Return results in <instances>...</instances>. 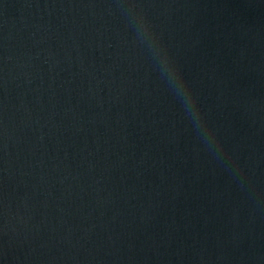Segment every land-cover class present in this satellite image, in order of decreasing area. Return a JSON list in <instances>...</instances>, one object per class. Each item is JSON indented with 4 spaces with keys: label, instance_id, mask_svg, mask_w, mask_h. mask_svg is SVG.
Segmentation results:
<instances>
[{
    "label": "water",
    "instance_id": "95a60500",
    "mask_svg": "<svg viewBox=\"0 0 264 264\" xmlns=\"http://www.w3.org/2000/svg\"><path fill=\"white\" fill-rule=\"evenodd\" d=\"M0 264H264V0H0Z\"/></svg>",
    "mask_w": 264,
    "mask_h": 264
},
{
    "label": "clouds",
    "instance_id": "9594fccd",
    "mask_svg": "<svg viewBox=\"0 0 264 264\" xmlns=\"http://www.w3.org/2000/svg\"><path fill=\"white\" fill-rule=\"evenodd\" d=\"M137 35L141 43L146 44L153 58L157 61L161 78L166 81L175 96L180 99L185 113L190 117L197 129L202 128V117L196 108L195 100L183 83L182 76L170 60L166 50L160 46L149 26L141 18L137 25ZM204 140L212 146L210 137L205 133Z\"/></svg>",
    "mask_w": 264,
    "mask_h": 264
}]
</instances>
